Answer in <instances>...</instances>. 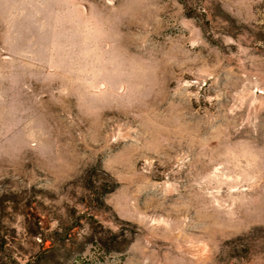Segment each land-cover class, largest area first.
Instances as JSON below:
<instances>
[{
    "label": "rangeland",
    "instance_id": "obj_1",
    "mask_svg": "<svg viewBox=\"0 0 264 264\" xmlns=\"http://www.w3.org/2000/svg\"><path fill=\"white\" fill-rule=\"evenodd\" d=\"M0 264H264V0H0Z\"/></svg>",
    "mask_w": 264,
    "mask_h": 264
}]
</instances>
